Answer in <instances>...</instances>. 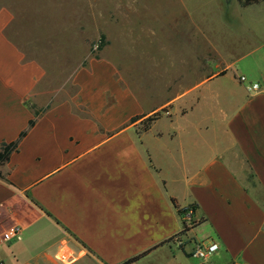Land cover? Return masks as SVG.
I'll list each match as a JSON object with an SVG mask.
<instances>
[{
  "label": "crops",
  "instance_id": "1",
  "mask_svg": "<svg viewBox=\"0 0 264 264\" xmlns=\"http://www.w3.org/2000/svg\"><path fill=\"white\" fill-rule=\"evenodd\" d=\"M12 19L0 6V142L40 112L0 169V264H264V20L250 37L229 32L230 51L209 39L204 52L196 33L193 66L169 79L185 90L145 110L107 60L77 70L60 101L6 36ZM201 241L218 246L204 261L190 254Z\"/></svg>",
  "mask_w": 264,
  "mask_h": 264
},
{
  "label": "rangeland",
  "instance_id": "2",
  "mask_svg": "<svg viewBox=\"0 0 264 264\" xmlns=\"http://www.w3.org/2000/svg\"><path fill=\"white\" fill-rule=\"evenodd\" d=\"M0 6L13 15L6 36L27 60L42 65L44 80L60 87V101L76 94L71 80L77 70L107 60L119 65L121 87L145 110L185 90L188 79L180 85L169 79L193 66L201 51L196 33L203 34L204 52L209 39L230 51L229 32L250 37L264 20V1L246 9L237 0H0ZM164 112L147 116L139 128Z\"/></svg>",
  "mask_w": 264,
  "mask_h": 264
},
{
  "label": "built area",
  "instance_id": "3",
  "mask_svg": "<svg viewBox=\"0 0 264 264\" xmlns=\"http://www.w3.org/2000/svg\"><path fill=\"white\" fill-rule=\"evenodd\" d=\"M241 82L244 81V78L241 77L239 78ZM257 89V85H251L250 86V90L251 91H255ZM192 214H193V209L192 208H187L183 211L182 213V219L184 221V226L185 227H189L193 225V221H192ZM19 228L18 227H14L11 230H9L8 232H6L3 235V238L6 240H9L13 237H15L16 239H19ZM183 244L182 241H177V245L178 247H181ZM218 250V246L216 243L213 242H194L192 249H191V255L199 260H206L208 257H210L211 255H213L214 253H216V251ZM71 257V252L68 249H62L61 252L58 254L57 258L60 261H66L69 260Z\"/></svg>",
  "mask_w": 264,
  "mask_h": 264
},
{
  "label": "trees",
  "instance_id": "4",
  "mask_svg": "<svg viewBox=\"0 0 264 264\" xmlns=\"http://www.w3.org/2000/svg\"><path fill=\"white\" fill-rule=\"evenodd\" d=\"M260 0H237L238 4L241 6V7H247L251 4H254V3H257L259 2ZM99 41H100V46H103V43H104V40H103V36H100L99 38ZM39 112L40 110H36L34 111V119L30 120L28 122V126H27V129L21 131L17 137L16 140L12 141V142H0V169L3 165H5L6 163H8V161L10 160V156L17 152L18 151V146H19V143L20 141L22 140V138L27 134L28 130L30 128L33 127L34 125V122L36 120V117L39 115ZM136 120V117L132 118L131 119V122L133 123L134 121ZM155 119H151L149 121V123L144 127L143 130H146L150 124L154 121ZM0 179H4V175L2 174L1 170H0ZM180 212V211H179ZM183 229H186V227L184 226V223H183ZM138 257H134L132 259H129L128 261L122 263V264H129V263H132L134 261H136Z\"/></svg>",
  "mask_w": 264,
  "mask_h": 264
},
{
  "label": "water",
  "instance_id": "5",
  "mask_svg": "<svg viewBox=\"0 0 264 264\" xmlns=\"http://www.w3.org/2000/svg\"><path fill=\"white\" fill-rule=\"evenodd\" d=\"M226 1H228V0H226Z\"/></svg>",
  "mask_w": 264,
  "mask_h": 264
}]
</instances>
